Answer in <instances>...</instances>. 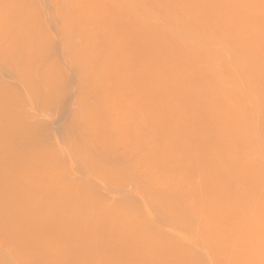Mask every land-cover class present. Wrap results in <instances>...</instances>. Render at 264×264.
Returning a JSON list of instances; mask_svg holds the SVG:
<instances>
[{
	"label": "bare ground",
	"instance_id": "6f19581e",
	"mask_svg": "<svg viewBox=\"0 0 264 264\" xmlns=\"http://www.w3.org/2000/svg\"><path fill=\"white\" fill-rule=\"evenodd\" d=\"M8 1L51 39L0 35V264H264V0Z\"/></svg>",
	"mask_w": 264,
	"mask_h": 264
},
{
	"label": "rangeland",
	"instance_id": "374dc122",
	"mask_svg": "<svg viewBox=\"0 0 264 264\" xmlns=\"http://www.w3.org/2000/svg\"><path fill=\"white\" fill-rule=\"evenodd\" d=\"M2 1H4V3L1 4L0 6L4 5L3 8L5 9V6H6V0H2ZM10 1H12V0H10ZM10 1H8L9 4H12V3H10ZM14 1H15V0H14ZM16 1H18V0H16ZM23 1H24V0H23ZM25 1H26V2H25ZM25 1H24V2L28 5V4H29V1H32V0H29V1H28V0H25ZM36 1H37V0H36ZM40 1L42 2V4H43V3H44V5L46 4V3H45V0H40ZM46 1H47V3H49V2H48L49 0H46ZM51 1H53V0H51ZM55 1H56V0H55ZM55 1H54V3H55ZM57 1H58V2H57ZM57 1H56V2H57L56 4H54L53 2H50V4H46L45 6H48V5H49V8H50V9H49V8H46V7L44 6L45 9H43V7H42V10H43L45 13H42V12L39 10L40 13H38V14H43V16H46V14H49V11L51 10V7H50L51 3L54 4V5L52 6V7H53L52 11H50V12L53 13V11H54L55 9H57V8L60 7L59 0H57ZM20 2H21V1H18V3H20ZM24 2H23V3H24ZM34 2H35V1H32L33 4H35V3H40V2H35V3H34ZM15 3H17V2H15ZM18 3H17L16 6H19ZM23 3H21L20 5H23ZM42 4H41V5H42ZM57 4L59 5V7L54 8L55 5L57 6ZM37 5H38V4H37ZM12 6H13V5H12ZM12 6L9 5V7H12ZM28 6H29V5H28ZM28 6H27V8H29ZM31 6H33V5H31ZM31 6H30V8H31ZM6 7H7V6H6ZM21 7H22V6H21ZM33 7H34V6H33ZM37 7H40V6H37ZM1 8H2V7H1ZM1 8H0V10H1ZM12 9H13V8H12ZM12 9H10V10H12ZM14 9H15L14 11L19 10V8H14ZM20 9H21V8H20ZM32 9H34V8H32ZM36 9H37V8H36ZM40 9H41V8H40ZM8 10H9V8H8ZM21 10H24V8L21 9ZM28 10L31 11L30 9H28ZM58 10H59V9H58ZM58 10H57V12H58ZM5 11H7V8L5 9ZM24 11L27 12V9L24 10ZM39 11H38V12H39ZM57 12H56V10H55V13H57ZM0 13H3V12H0ZM13 13H15V12H13ZM16 13H17V12H16ZM19 13H23V12L20 11ZM34 13H37V11L34 12ZM52 13H50V14H52ZM4 14L7 15V13H4ZM8 14H9V13H8ZM10 14H12V12H11ZM23 14H24V13H23ZM25 14H27V13H25ZM31 14H33V13H31ZM38 14H37V15H38ZM50 14H49V15H50ZM60 14H61V12H60ZM14 15H15V14H14ZM14 15H12V16H13V18L11 17L12 19L15 18ZM28 15H30V14H28ZM34 15H36V14H34ZM53 15H54V13H53ZM55 15H56V14H55ZM57 15H58V14H57ZM73 15L75 16V14H73ZM0 16H1V15H0ZM16 16H18V15H16ZM20 16H23V15L21 14ZM24 16H27V15H24ZM38 16H39V15H38ZM47 16H48V15H47ZM47 16H46V19H47L46 21H48V22H47L48 25L45 26L46 29H47L46 32L49 31V32H48V33H50L49 35H51V36L53 37V39H55V40H57V39H56V36H57L58 38H61V37H59V35L62 36V35H61V34H62V33H61L62 31H59V29L56 28V27H58V25H56V23H55V25H54V22H53V21H52V24L50 25L49 23H50V20H52V19L49 18V17L47 18ZM60 16H61V15H60ZM60 16H56V17L54 16V17H55V18H58V20H60V18H61ZM8 17H10V16H8ZM28 17H30V16H28ZM28 17H27V18H28ZM50 17H53V16L50 15ZM59 17H60V18H59ZM6 18H7V17H6ZM11 18H10V19H11ZM21 18H22V17H21ZM30 18H31V17H30ZM37 18H38V17H37ZM42 18H44V17H42ZM0 19H1L3 22H8V21H6V20H3V19H5V18L2 19V17H1ZM8 19H9V18H8ZM8 19H7V20H8ZM16 19H19V18H16ZM23 19L25 20L24 22H25V24H26V23H27V22H26V18L23 17ZM32 19H33V18H32ZM27 20H29V19H27ZM35 20H37V19H35ZM38 20H41V22H43V23L45 22L44 19H38ZM58 20H56V21L54 20V21H55V22H58ZM3 22L0 21V23H2L1 25H3V27L0 26V30H2L5 26H6V27L11 26V25H5V24H3ZM13 22H16V21H13ZM21 22H22V21H21ZM28 22H30V21H28ZM38 22H39V21H38ZM8 23H9V22H8ZM43 23H41V24H43ZM10 24H11V23H10ZM16 24H17V23H16ZM33 24L38 25L36 22H34ZM33 24L30 23L31 26H28L29 28H25V29L28 30V29H30V27H32V29H30V30H33V31H34L33 27H34V28H37L38 26H41V25L33 26ZM44 24H46V23H44ZM59 25H60V24H59ZM16 26H17V25H16ZM16 26L14 25L13 27L16 28ZM19 26H20V25H19ZM21 26H22V25H21ZM6 27H5V28H6ZM50 27H51V30H50ZM5 28L3 29V31L5 30ZM9 28H11V31H12V27H9ZM22 28H23V27H22ZM48 28H49V29H48ZM59 28H60V26H59ZM25 29H17V30L15 29V30H16L17 32L20 31L19 33H20L21 35H23V36L25 35V36H26L29 32H27V31H21V30H25ZM54 29H55V30H54ZM56 29H58L57 31H59V33H61V34H58V32L56 31ZM6 30H10V29H6ZM13 30H14V29H13ZM15 30L12 31L11 33L15 32ZM43 30H44V28H43ZM33 31H32V32H33ZM21 32H22L23 34H22ZM44 32H45V30H44ZM4 33H6V32L4 31V32L0 33V35H1V34L4 35ZM40 34H41V33H40ZM42 34H44V33H42ZM45 35H48V34L46 33ZM45 35H37V34H35V35H30V33H29V34L27 35V37H30L29 39H32V37H34L35 39H37L36 37H41V38L44 39V42H48L50 37L47 38V37H45ZM73 36H74L73 38H75V35H73ZM27 37H26V38H27ZM62 37H63V36H62ZM38 39H39V38H38ZM50 39H51V38H50ZM61 40H63V39H60V41H61ZM29 41H31V40H29ZM35 41H36V40H35ZM35 41H33V43H34ZM37 41L40 42L39 40H37ZM37 41H36V42H37ZM51 41H52L53 45L56 46V49L58 48V52L55 51V53H60V58H62V59H59V58L57 57L58 54H57V55H54L55 58L57 59V63H58V64L60 63L59 65L65 63V66H66V67L68 66L69 70L71 71V72H68V73H71V74H72L73 72H72V69H71V67H70V64H69V62L67 61L66 57H64L65 55H63V53H64L63 50H62L61 48H59L60 42H57V41L53 42L54 40H51ZM58 41H59V39H58ZM41 42H43V40H41ZM41 42H40L39 44H41ZM44 44H45V43H44ZM32 46H33V45H32ZM36 46H38V45H36ZM40 46H41V45H40ZM34 47H35V46H33V48H34ZM62 52H63V53H62ZM58 56H59V55H58ZM7 60L9 61V59H7ZM61 60H62V61H61ZM5 61H6V60H5ZM62 62H64V63H62ZM6 63L8 64V62H6ZM9 63H10V62H9ZM9 65H10V64H9ZM11 65H12V64H11ZM11 65H10V66H11ZM10 66H7L8 69H6V70H8V71L14 70V68H11ZM62 66H63V65H62ZM65 66H63V67H65ZM12 67H13V66H12ZM9 69H10V70H9ZM12 72H13V73H12ZM11 73H12V75H11L10 73L8 74V72L6 73V71H5V76H4L5 79H6L7 81H11V84H12L11 86H12L13 88H16V84H15V83H17V84L20 83L21 85H19V86L17 85V87L19 88V87L21 86V91L24 92V95H23V96H24V98L28 101V103L25 102V103H27V105H23V106H22V110H24L25 113H24V111L21 113V110H20L19 108H17L16 106H15V107H16V109H18V110H14L15 108L12 107V108H13V111H18V112H20L21 114H26V115H24V117H25L26 119H27V118H28V119L31 118V122H33V121L36 122V120L38 121V120L44 119V120H41V121H38V122H43L44 124H46L45 121H47L48 123H51V122L54 123V125H56V123L59 122L60 125H64V124H62V123H65V122H64L65 120H64L63 118H61V120L58 119V118H60V116H61V117L64 116V118L66 119V121L68 120V117H67L66 115H61V114H63V113L60 114V111L62 110L61 112H63L64 109L58 107V108H60V111L57 109V110H58L57 112H53V110L56 111V108H57V107H55V109H51V107L48 106L47 108L50 107L49 110H51L50 113H48L49 110H47V109H45V111H44V110H43V111H40V110H42L41 107H40L41 104H42V105H46V104L41 103L42 100H41L40 97H37V98H36V99L39 98V100L32 99V100L30 101V99H27V98L29 97V95L24 91V89H25V88H24L25 86H23L24 84L21 83V81L17 78V76H15V78H17V80H15V78H10V77H14L15 71H11ZM6 74H8L10 77H9V76L6 77ZM9 78H10V79H9ZM18 80H19V82H18ZM12 81H13V82H12ZM70 86H71V87H70ZM70 86L68 87L70 90L67 89V91H69L70 93L75 92L74 86L76 87V85H74V83H73V84H71ZM18 88H17V90H18ZM18 91H20V88H19ZM69 92H66V94H69ZM22 94H23V93H22ZM73 94H74V93H73ZM23 96H22V97H23ZM38 96H39V95H38ZM66 96H67V97L69 96L68 98H70L71 100H70L69 103L66 102V103H68V105L65 104V105L67 106V107H65V110H70V108H71V109H73V108L75 109V107H76L75 105H76V104H73V105L71 104V103H74V102H73V101H74V99H73L74 95H72V97H70V94H69V95H66ZM34 97H36V96H34ZM34 97H33V98H34ZM67 97H65V99H67ZM12 98H14V97H12ZM9 99H10V98H9ZM14 99H15V98H14ZM72 99H73V100H72ZM10 100H11V99H10ZM33 100H36L37 102L39 101V104H38V107H39V108L36 106V105H37V104H36L37 102H36V101H33ZM40 100H41V101H40ZM15 101H17V100H15ZM32 101H33V102H32ZM64 101H66V100H64ZM67 101H68V100H67ZM12 102H14V100H12ZM17 102H18V101H17ZM35 102H36V103H35ZM19 103H20V102H18V103H14V104H12V105H13V106H14L15 104L19 105ZM20 104H21V103H20ZM33 104H35V105H33ZM21 105H22V104H21ZM28 105L30 106L29 109L27 108ZM46 106H47V105H46ZM46 106H45V107H46ZM72 106H73V107H72ZM43 107H44V106H43ZM43 107H42V108H43ZM20 108H21V107H20ZM52 108H53V106H52ZM68 108H69V109H68ZM39 109H40V110H39ZM43 109H44V108H43ZM74 109H73V110H74ZM29 111H30V112H29ZM39 111H40V112H39ZM43 112H45V113H43ZM20 113H18V115H21ZM29 113H31V114H33V115H32V116H28ZM64 113H65V111H64ZM31 114H29V115H31ZM26 116H28V117H26ZM36 116H38V117H36ZM39 116H40V117H39ZM57 117H58V118H57ZM56 119H57V120H56ZM56 121H57V122H56ZM59 124H58V125H59ZM46 125H47V124H46ZM54 125L50 124V126H49V127H50L49 131L51 132V134H53L52 136H53V138H54V139H51V141H53V142L50 141V143H54L55 146H58V147H60V148L62 147L63 152L66 153V154L64 153V154H65L64 156L67 157V158H65V159H66L67 161H69V162H67V163H69V164L71 163L72 166H73V168H75V169H74L75 173H76L77 175L82 176V174H80L79 172L76 171L77 167H74V166H76V165H75L76 163L73 164V162H75V161H74V159H72V156H69V155H71V154H69L70 152H68V151H69V150H67L68 148H66L65 146H63L64 144L62 145V143H61V142H63L62 139L64 138V134H61L60 126H59V128L56 127V128H58V129L55 130V132L57 131L56 133H57L58 136H55L56 133L54 132V129H55V128H53ZM53 132H54L55 134H54ZM60 134H61V135H60ZM52 136H51V138H52ZM61 136H63V138H61ZM57 137H59V138H57ZM56 140H57V141H56ZM58 140H59V141H58ZM56 142H57V143H56ZM55 143H56V144H55ZM58 143H61V144H58ZM71 160H73V161H71ZM77 170H78V169H77ZM78 171H79V170H78ZM88 175L91 176V174H88ZM86 176H87V175H86ZM90 176H87V177H90ZM90 178H93V179H91L92 182H93L94 179H95L94 181L97 180L96 182H97V184H98V187H100V188H98L97 185H96L95 187L98 188V189H96V190H99V189L101 190V191L99 190L98 193L102 194V196L104 195V193H106V194H105V197L108 195V196H109L108 198L112 197V198H110L111 200H114L116 197H119V196H117V195H118L117 193H112V192H110V191L107 192L106 190H108V189H106V188H105V190H102L103 186L106 187V185H111V184H107V183H105L104 180L101 179L100 176H97V175L93 174ZM98 178H100V179H98ZM100 180H101V182H100ZM102 182H104V183L101 184ZM93 184H96V183H93ZM99 184H100V185H99ZM104 184H105V185H104ZM110 187H112V190H111V191H113V189L116 190V188H114L115 186H110ZM107 188H109V186H107ZM126 188H127V189H123V190H128V189H129L128 186H127ZM130 188H131V187H130ZM110 189H111V188H110ZM130 190H132V189H130ZM116 191L119 192V190H116ZM102 192H103V193H102ZM126 192H127V191H126ZM110 194H112V195L114 194V196H112V195H110ZM119 194H122V192H121V193L119 192ZM114 197H115V198H114ZM106 198H107V197H106ZM108 198H107V199H108ZM110 199H108V200H110ZM117 199H118V198H117ZM164 229H165V230H169L170 232H178V233L181 234V235H183V233H184L183 230H182V232H181V230H177V231H175V229H173V228L171 229V226H170V227H167V226H166V227H164ZM169 231H168V232H169ZM184 234H185V233H184Z\"/></svg>",
	"mask_w": 264,
	"mask_h": 264
}]
</instances>
